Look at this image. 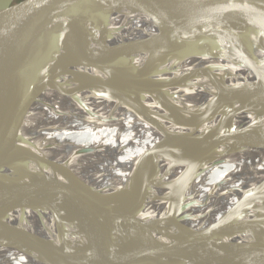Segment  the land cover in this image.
<instances>
[{
    "label": "bare ground",
    "instance_id": "6f19581e",
    "mask_svg": "<svg viewBox=\"0 0 264 264\" xmlns=\"http://www.w3.org/2000/svg\"><path fill=\"white\" fill-rule=\"evenodd\" d=\"M72 49L4 127L17 141L0 183L27 182L0 194V264H149L82 231L65 195L31 199L46 187L129 209L171 257L230 264L237 244L231 264H264V0H192L161 22L115 2L39 68ZM101 230L136 240L106 216Z\"/></svg>",
    "mask_w": 264,
    "mask_h": 264
},
{
    "label": "water",
    "instance_id": "95a60500",
    "mask_svg": "<svg viewBox=\"0 0 264 264\" xmlns=\"http://www.w3.org/2000/svg\"><path fill=\"white\" fill-rule=\"evenodd\" d=\"M192 0H0V139L5 143L0 147V174L8 163L9 150L17 141V136L4 131L9 117L24 96L39 88L45 77L62 60L75 53V49L66 51L62 57L44 69L39 68L43 58L59 52L69 45L80 29L83 20L90 14L115 2H120L142 17L161 22L174 16L183 4ZM208 4L213 0H200ZM201 6V4L199 5ZM200 12H203L200 10ZM205 12V11H204ZM220 22L218 17H209L210 26L206 32L219 33L212 24ZM240 29L239 23L234 21ZM122 65L124 61H116ZM33 180V179H29ZM27 181L0 183V194ZM57 193L65 195L66 211L78 227L91 233L125 256L148 260L149 264H197L203 259L191 258L187 251L180 249L176 257L170 254L156 240L167 237L155 231L150 224L129 209L121 208L110 213L107 207L96 197L74 188H43L32 200L51 201ZM132 227L136 240L127 245L106 238L102 233L103 217ZM14 247H26L28 241L8 240ZM159 242V241H158ZM243 249L231 244L225 251V260L234 263ZM206 257V256H205ZM208 260V259H207ZM208 262V261H206Z\"/></svg>",
    "mask_w": 264,
    "mask_h": 264
}]
</instances>
